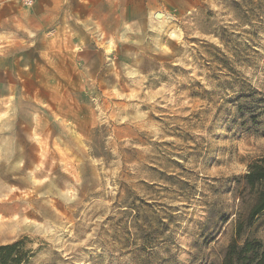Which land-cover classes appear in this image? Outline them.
Returning <instances> with one entry per match:
<instances>
[{
	"label": "rangeland",
	"instance_id": "374dc122",
	"mask_svg": "<svg viewBox=\"0 0 264 264\" xmlns=\"http://www.w3.org/2000/svg\"><path fill=\"white\" fill-rule=\"evenodd\" d=\"M263 158L264 0H0V246L26 264H222Z\"/></svg>",
	"mask_w": 264,
	"mask_h": 264
},
{
	"label": "trees",
	"instance_id": "16d2710c",
	"mask_svg": "<svg viewBox=\"0 0 264 264\" xmlns=\"http://www.w3.org/2000/svg\"><path fill=\"white\" fill-rule=\"evenodd\" d=\"M243 183L249 190L253 205L246 219L238 217L234 227V238L223 256L222 264H264V243L248 236L241 241L253 226L254 220L264 214V158L253 162ZM27 240L0 246V264H26L30 251L24 252Z\"/></svg>",
	"mask_w": 264,
	"mask_h": 264
},
{
	"label": "built area",
	"instance_id": "2783aa9c",
	"mask_svg": "<svg viewBox=\"0 0 264 264\" xmlns=\"http://www.w3.org/2000/svg\"><path fill=\"white\" fill-rule=\"evenodd\" d=\"M37 0H21L25 7H31Z\"/></svg>",
	"mask_w": 264,
	"mask_h": 264
},
{
	"label": "water",
	"instance_id": "95a60500",
	"mask_svg": "<svg viewBox=\"0 0 264 264\" xmlns=\"http://www.w3.org/2000/svg\"><path fill=\"white\" fill-rule=\"evenodd\" d=\"M159 18H161V16H159Z\"/></svg>",
	"mask_w": 264,
	"mask_h": 264
}]
</instances>
